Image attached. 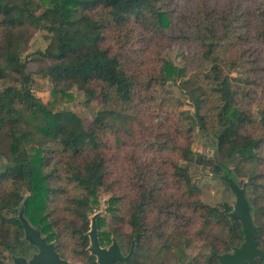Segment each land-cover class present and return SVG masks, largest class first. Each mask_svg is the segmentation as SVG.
Listing matches in <instances>:
<instances>
[{"label":"trees","instance_id":"trees-1","mask_svg":"<svg viewBox=\"0 0 264 264\" xmlns=\"http://www.w3.org/2000/svg\"><path fill=\"white\" fill-rule=\"evenodd\" d=\"M187 1L195 4L192 10H181L175 0H0V80L19 75L18 84L0 90V156L9 162L0 169L1 252L13 259L26 255L28 245H34L25 236L22 215L65 258L50 210L51 193L60 189L52 183L62 180L57 163L63 158L72 161L68 180L76 183L80 192L67 204L70 212L82 220L83 226L74 231L86 245L91 241L90 231L87 234L89 212L93 213L100 203L98 194L107 177L102 146L108 140L103 135L107 130L118 139L122 131L134 135L136 124H140V110L136 108L149 105L157 93L167 94L162 97L160 109L174 99L181 105L183 102L171 96L170 90H164L169 83L185 94L196 122L185 124L183 120L189 119L191 112L184 110L178 113L181 120L175 122L173 130L171 125H162L163 138L154 132L155 139L149 140L148 148L170 156L143 160L132 154L131 164L138 169L135 174L140 175L141 192L127 210L132 229L127 253L122 251L120 241L111 239L110 231L100 232L106 216L98 214L100 244L116 241L124 256L133 249L126 261L117 264L135 259L150 229L155 230L164 248L185 246L194 217L187 215L184 206L192 205L188 200L198 192L189 170L191 164H210L228 184L227 175L238 182L230 163L254 159L264 163V106L258 111L259 117L250 108L257 94H264V0H227L224 6L210 5L209 0ZM31 27L46 29L52 35L48 47L40 52L52 60L41 70L54 83L46 102L33 93L27 63L17 50ZM110 27H114L113 38H132L142 44L135 51L148 58H141L138 69L129 65L124 52L108 42ZM166 41L186 46L183 64L163 56ZM241 63H249L252 73L243 101L231 84L233 69ZM73 86H78L86 98L99 97L103 102L88 127L82 115L67 105L76 99ZM196 127L201 134L213 135L218 156L211 158L194 150L191 139ZM139 145L133 142L136 149ZM262 181L264 172L252 180L258 189H264L257 186H264ZM6 182L9 184L3 188ZM177 188L185 194L180 200ZM23 191L28 192L27 196ZM163 191L165 194L160 195ZM247 197L252 212L260 210L257 199ZM158 198L169 199L163 206L167 211L161 212L158 225L148 228L147 210ZM120 200V196H112L107 211L114 214ZM203 208L206 214L199 233L208 240L211 255L218 260V255L230 253L245 241L243 226L232 218L234 207L228 203ZM7 212L14 215L8 217ZM211 222L220 227L217 232ZM164 226L171 227L170 233ZM256 241L264 250V222L257 224ZM90 246L88 261L99 264ZM255 263L264 264V257L257 256Z\"/></svg>","mask_w":264,"mask_h":264},{"label":"rangeland","instance_id":"rangeland-1","mask_svg":"<svg viewBox=\"0 0 264 264\" xmlns=\"http://www.w3.org/2000/svg\"><path fill=\"white\" fill-rule=\"evenodd\" d=\"M168 2V0H164ZM179 4L181 10L186 11L192 10L195 4L192 1L187 0H175ZM210 5L224 6L227 0H209ZM170 6V5H169ZM102 11V10H101ZM190 12V11H187ZM108 42L115 47L118 51L124 52V57L128 59L129 65L132 68H139L140 60L142 57L148 58V55L139 54L135 49L140 50L142 44L135 39L129 40L125 39L120 41V38H113L114 27L108 29ZM51 33L46 29H39L31 27L28 33L27 39H23L18 45V53L22 60L27 63V71L30 73L31 81L30 86L32 87L33 93L40 97L43 101H47L49 98L51 90L54 88V83L50 77L42 73V69L52 62V60L44 58L41 56V51H44L50 41ZM170 44L168 47L165 46L163 49V56L174 60L178 64H183V56L186 54V46L182 43L171 44L168 41L165 42ZM156 49L158 47H155ZM161 50V48H160ZM125 60V59H124ZM249 63H241L237 65L232 72L231 84L240 92L242 97L241 101L245 97V90L249 87V78H251L252 73L249 71ZM14 77L8 76L0 80V90L11 84H18L16 78H19L18 74L12 75ZM72 91L76 94V99L74 102L67 104L68 107L76 110L80 113L84 119L85 125L88 127L91 125L95 119L98 110L103 106L101 98L97 97L95 99L86 98L83 91L78 86H73ZM168 92L170 90V95L176 98L178 101H182L181 105L176 103L175 99L172 102L167 101L169 105L165 108L160 109L159 104L162 101V97L167 94L157 93L158 97L150 101L149 105H139L136 109L140 110V124H136L134 128V135L126 134L125 131L121 132L120 139H118L111 130H107L106 135H103L105 139L108 140V144L103 145V151L106 156V183L99 191L100 203L95 206L94 212H89V229L91 230L92 218L95 214H101V216H106V223L100 229L102 231H110L111 239H116L120 241V246L124 253L129 250V236L131 233V226L127 221L128 217V207L131 201L136 198L140 192L141 188L139 185L140 175L135 174L138 171L131 163V156L135 153L137 157L141 159H147L149 157L162 158L168 157L170 154L163 153L158 155V152L154 153L155 148H148L149 140H154V132H159L160 137L163 138L161 127L166 125L172 126L173 130L175 122L181 117L178 115L181 111L188 110L189 119L184 118L183 122L185 124L194 125L195 119L192 113L194 109L188 103V99L185 94L179 89L178 86L169 83V85L164 88ZM248 91V90H247ZM254 101L251 102L250 108L254 112L255 116H258V111L264 106V94L260 92ZM241 104L246 105L247 102H241ZM249 108V103L247 105ZM187 116V117H188ZM169 117V119H167ZM192 147L194 150L200 151L203 154L213 158L218 156L214 148V137L209 132L208 134H201L199 129L196 127L193 131ZM152 135V136H151ZM181 137L180 139H184ZM186 139V138H185ZM133 142H139V146L136 149L133 146ZM129 143V144H127ZM3 146V145H2ZM135 150V151H133ZM55 161L57 158L54 159ZM8 159L6 157L0 156V169H3L6 164H8ZM186 165V162H181ZM57 170L62 171V177L60 181L54 180L52 183L54 187L60 188L57 193L52 192V205H51V220L55 223L58 232V246L65 258L71 262H81L84 264H90L87 255L90 254L88 246L91 241L83 243L82 238L79 237L78 231H74V228L83 226L82 220L78 219L73 211L70 212L68 209V202L73 200L72 196L78 195V186L76 183H71L68 180V173L71 171L72 161L67 159H62L61 163H57ZM53 165L47 167L46 170L52 168ZM230 168L238 178V184L246 189L247 194L251 198H256L260 204V210H253V219L257 225L260 222H264V189H258L256 185L252 182L253 178L258 174L264 172V163L262 160H241L238 164L230 163ZM189 170L193 179V184L197 187L198 192L189 198L188 202H192L190 206H184V209L188 210L187 215L192 216L193 222L190 225V234L188 241L182 248H164L161 245L160 238L155 236V230H149L142 240V245L138 247V253L133 261L130 263H118V264H185L188 261H192V264H220L219 261L211 255L212 249L209 247L208 240L199 233V230L203 228L202 223L204 222V216L206 210L203 205L208 206H219L224 203H228L234 207L236 203V194L232 191L230 186L222 179V174H217L213 171L210 164L203 165L193 163L189 166ZM59 174V173H58ZM225 176V174H223ZM149 182V181H148ZM228 182V181H227ZM257 182H260L259 179ZM256 182V184H258ZM264 182V181H262ZM154 182H151L153 184ZM9 182H6L3 188L8 186ZM143 185V181L141 182ZM171 185V184H169ZM258 187H264L259 184ZM170 188V186H167ZM65 188V192H62ZM178 200L185 196L182 189H178ZM1 191V188H0ZM24 196H27L28 192L23 191ZM165 191L160 192V195H164ZM259 196L257 198L256 196ZM112 196H120L116 211L111 214L107 211L108 203L107 201ZM168 198H158L157 202H154L152 206L148 207V228L154 227V225L159 224V217L162 211H167L164 208V204L168 203ZM22 203L20 204V208ZM163 207V208H162ZM162 208V209H161ZM7 216H13L14 213H6ZM211 228L214 232L220 228L217 223L211 222ZM167 233H170L171 227L164 226ZM14 228V227H13ZM214 232L210 231L211 234ZM90 239V237H89ZM112 241L101 244L103 247H109ZM28 245V244H27ZM27 258H31L34 253L38 251L36 245H28ZM7 259H11L10 256L6 255ZM12 260V259H11ZM117 264V263H116Z\"/></svg>","mask_w":264,"mask_h":264},{"label":"water","instance_id":"water-1","mask_svg":"<svg viewBox=\"0 0 264 264\" xmlns=\"http://www.w3.org/2000/svg\"><path fill=\"white\" fill-rule=\"evenodd\" d=\"M226 179L228 185L236 194V203L233 212H231V216L233 219L241 221L245 234V241L240 247L236 248L234 252L220 254L218 258L221 264H244L245 261H249V264H256L255 258L257 256L264 257V250L257 246V225L253 219V213L246 189L241 187L238 182L230 176L227 175ZM97 216L98 214L94 215L92 218V228L90 230L91 252L97 255L99 264H114L117 261H126L132 255L133 249L127 256H124L116 241L109 247L101 246L96 223ZM21 218L25 227V236L27 240L36 245L38 251L34 253L29 260L22 256L16 257L14 264H82L72 263L62 258L53 243L47 242L41 233L32 227L22 215ZM0 264H6L1 257Z\"/></svg>","mask_w":264,"mask_h":264},{"label":"flooded vegetation","instance_id":"flooded-vegetation-1","mask_svg":"<svg viewBox=\"0 0 264 264\" xmlns=\"http://www.w3.org/2000/svg\"><path fill=\"white\" fill-rule=\"evenodd\" d=\"M238 248V247H237ZM235 251V249L233 250V251H231V252H234ZM123 253V252H122ZM7 255V254H6ZM124 255V254H123ZM19 256H22V257H25V258H27L26 256H24V255H16L15 257H13V259L11 260V259H7L6 258V256H5V254H4V252H1L0 251V257H1V259L6 263V264H14V260H15V258L16 257H19ZM33 256V255H32ZM218 258V257H217ZM28 260H29V258H27ZM218 260H219V258H218ZM219 263L221 264V262H220V260H219ZM114 264H116V262L114 263ZM186 264V263H185ZM187 264H189V262L187 263ZM190 264H192V263H190ZM244 264H249V261H245L244 262Z\"/></svg>","mask_w":264,"mask_h":264}]
</instances>
